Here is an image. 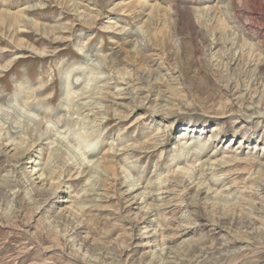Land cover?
Segmentation results:
<instances>
[{
    "label": "rangeland",
    "instance_id": "374dc122",
    "mask_svg": "<svg viewBox=\"0 0 264 264\" xmlns=\"http://www.w3.org/2000/svg\"><path fill=\"white\" fill-rule=\"evenodd\" d=\"M167 3L179 11L167 14ZM27 5L36 27L17 31L11 12ZM9 60L0 70L3 127L34 123L23 93L13 97L19 86L51 118L80 107L76 79L105 99L60 126L65 138L54 144L66 163L53 180L33 170L30 159L47 156L39 144L25 153L2 141L0 264H264V0H0V66ZM84 135L96 157L112 159L106 175L89 179L100 189L88 197L87 176L73 178L90 151L67 145ZM234 153L237 161L205 169ZM122 170L139 189L127 190ZM156 175L162 188L141 202Z\"/></svg>",
    "mask_w": 264,
    "mask_h": 264
},
{
    "label": "bare ground",
    "instance_id": "6f19581e",
    "mask_svg": "<svg viewBox=\"0 0 264 264\" xmlns=\"http://www.w3.org/2000/svg\"><path fill=\"white\" fill-rule=\"evenodd\" d=\"M139 2H137V4H138ZM141 3H143V2H141ZM141 3H139V4H141ZM141 5H143V4H141ZM153 5H155V4H153ZM33 7V5L32 6H30V5H27V6H24V7H21V8H18V10H16L15 12H11V15H12V17L14 18V19H16V20H18L19 22L18 23H15V24H17L16 25V30L18 29L19 31H21V30H23V28L22 27H24L25 26V23H27V22H30L32 25H34L35 27H36V22H34V20H31V19H29L28 17H27V15H26V11L28 10V9H30V8H32ZM166 7V11H168L167 12V14L168 13H173V12H175V11H179L178 10V8H177V6L176 5H173V4H168L167 3V5L165 6ZM185 8V7H184ZM208 8H210V7H208ZM153 9H154V6H153ZM175 10V11H174ZM178 14H179V12H177ZM150 14H152V13H150ZM180 15V14H179ZM172 16H170V18H171ZM36 23V24H35ZM109 23V22H108ZM42 27H44V25L42 26ZM20 28V29H19ZM36 29V28H35ZM52 29V28H51ZM54 29V28H53ZM56 29V28H55ZM142 29V28H141ZM17 30V31H18ZM47 30V29H46ZM57 30V29H56ZM120 30H122V31H125L124 30V27H122ZM53 32V31H52ZM130 36H137L136 35V33L135 32H129L128 33ZM133 34V35H132ZM102 56V55H101ZM17 57H19V55L18 56H16V57H14V59H16ZM20 58V57H19ZM103 58H106V56H103ZM12 61L13 60H9L3 67H1L0 66V70H2V71H5V70H7V68L9 67V65H11L12 64ZM102 63V62H101ZM14 65V64H13ZM103 66H104V64H103ZM6 67V68H5ZM115 67V66H114ZM111 70H112V66H110L109 67ZM108 68V69H109ZM113 71V70H112ZM115 73V72H114ZM109 76V75H108ZM115 76V75H114ZM129 76V75H128ZM103 77V76H102ZM125 77H127L126 76V72H125V75H122L119 79V83H123L124 82V78ZM118 79V78H117ZM78 80L76 79V81L74 82V80H73V82L74 83H72L71 82V84H72V87L71 88H77L76 90H74L73 92H72V94H75L76 95V97H79V98H77L78 100H77V102H78V104L80 105V107H77L75 110L73 109L72 110V107H71V109L69 110V111H67V112H71V114L69 115V113L67 114V116L66 115H63L62 116V118H60V114H58V116L56 115L55 116V118H51V116H53V114L52 115H50V113L48 112L47 113V110H49V107H46V108H43V107H38L35 103H32V101H34L33 100V96L31 95V93H30V90L29 89H26L25 90V88H26V86H19L18 87V91L16 92V93H14V95H13V97L15 98H18L19 97V95H20V93H23L22 94V96H23V98L21 99V98H18L21 102V105H22V103H23V105L24 104H29L30 106L27 108L28 110H30V109H32V110H34L35 112H36V114L34 115V114H31V113H29L28 111L27 112H25V115H24V117H29V119L30 120H32L34 123H33V125H23V126H21L20 127V125H18L19 127H20V130H21V133L22 132H25V135H27V136H25V138L22 136V137H20L19 136V138H18V136H16L17 135V133L19 132V130H16V128H18L19 129V127L18 126H14L13 125V123H9L8 125H6L5 127H3V125L2 124H0V131H3V129H5L4 130V132H2V134L4 135L3 137H2V135H1V139H0V145H2L4 142H2V141H5V144H3V145H5V146H7V147H10V146H18V147H21V149H22V151L23 152H25V153H27V152H32L33 150H32V146L33 145H40L39 146V148L41 149H39L41 152H45V151H47V153H46V159L42 162V161H40V158H38L36 161H35V159L34 160H31L30 159V161H32L31 163H34L33 164V170H35L36 171V174L38 173V177L40 178V177H43L44 176V178H47V180H53V175H54V173L56 172V168H58L59 167V165H60V169H61V167L63 166V165H65V163L62 161V159L60 158L61 157V153H62V149H61V147L60 146H57V144H54L55 142H57V140L59 139V137H61L60 135V133H62V131L60 130L61 128H60V126H62V125H64V128L66 127V126H70L71 124H72V122H74L76 119H78L77 118V116L75 117V118H73L72 117V115H74V114H77L78 116H80V118H79V120L81 119H84V118H86L88 115H93V113H94V111H95V109L97 108V105H98V107L100 106V107H102L103 105H101V100L102 99H105V98H103V94H102V89H100V91H94L93 89H90V90H85L84 89V87H79L80 86V84L81 83H78L77 82ZM68 82V81H67ZM80 82V81H79ZM68 83H70V82H68ZM42 85L40 84V85H38L36 88H33L32 89V92L33 93H35L37 90H41L42 89V87H41ZM102 87H103V85H102ZM129 87H130V85H129ZM104 88V87H103ZM70 89V88H69ZM119 90H121L120 88H119ZM87 93H89L88 95H87ZM38 94V93H37ZM118 94H121V93H118ZM124 94V93H123ZM34 95V94H33ZM12 97V98H13ZM15 98V99H16ZM87 98H89L90 100L89 101H87V102H84V103H82V102H79L80 100H84V99H87ZM37 100L38 101H44V100H46V98H37ZM10 102V101H9ZM32 103V104H31ZM65 103V102H64ZM63 103V104H64ZM100 104V105H99ZM17 107V106H16ZM27 107V106H26ZM74 107V106H73ZM105 107V106H104ZM69 108V107H68ZM25 109V108H24ZM72 110V111H71ZM262 110V109H261ZM0 111H4V108H2V106H0ZM38 111H40V113L38 112ZM100 111V110H99ZM98 111V112H99ZM253 111V110H252ZM264 111V110H263ZM263 111H261V112H257V114H260L261 116H264V112ZM9 113H10V111H8ZM24 112V111H23ZM84 112H86L85 114H84ZM97 112V111H96ZM23 114V113H22ZM251 114V113H250ZM27 115V116H26ZM95 115V114H94ZM66 116V117H65ZM99 117H100V119H104L105 118V116H104V114H102V115H99ZM98 117V118H99ZM28 119V120H29ZM51 119H54V120H51ZM75 119V120H74ZM74 120V121H73ZM31 121V122H32ZM100 121H102V120H100ZM53 122V123H52ZM71 124H70V123ZM27 124V123H26ZM81 124V123H80ZM96 125H98V124H96ZM190 126V125H189ZM15 130H14V129ZM60 128V129H59ZM215 131V130H214ZM189 132H191V130L189 129ZM64 134V133H63ZM189 134V133H188ZM54 136H55V138H54ZM80 137V136H79ZM78 137V138H79ZM99 137V136H98ZM16 138H18V141L16 142H14V140L16 139ZM61 138H65L64 136L63 137H61ZM73 137H71V139H69V141H67V142H69V143H67V145H69V146H71V142H75V143H77L78 144V146H80L79 144H83L87 149L86 150H88V151H90V153L88 154L89 156L88 157H82L81 156V158L79 159V161L76 163L77 165H78V167H77V169H76V171L74 172V174L76 175L73 179H78V177H81L83 174L84 175H86L87 176V178H85V181H86V185L85 186H88V187H83V194L84 195H86V197H88V196H90V195H92V194H97L96 192V190H99L100 189V187H99V185H98V187H97V185H93L92 183H90L89 184V179L91 178V177H93V174L94 173H97L98 175H106V173H107V171L109 170V167L108 166H106L107 165V163L108 164H110V163H112V159H110V160H102V157L101 156H98V157H96V155H97V153H99V151H97V148L95 149V146H94V144H90V143H87V142H89L88 140H87V138H85V135H84V137L83 138H80V139H78L77 138V136H76V138L74 139H72ZM85 138V139H84ZM214 138H216V135L215 136H211L210 137V139H212V141H214L215 142V140L216 139H214ZM208 139V138H207ZM77 140V141H76ZM208 140H205V141H203L202 143H198L197 142V147L198 148H200V149H204L203 147H204V145H206L208 142H207ZM95 143L96 142H98L97 140L96 141H94ZM196 141H190L189 143H187V141H185V142H182V144L183 145H186V144H194ZM211 143V141L209 142V144ZM63 144V143H62ZM208 144V145H209ZM61 145V144H60ZM96 145V144H95ZM195 145V144H194ZM42 146H44L43 147V149L41 148ZM94 148H93V147ZM126 146V145H125ZM128 146V145H127ZM126 146V147H127ZM185 147H187V145L185 146ZM237 147H239V146H237ZM98 148H99V146H98ZM12 149V148H11ZM110 149H111V153H113L112 155L113 156H115L117 153V151L118 150H120V149H118L117 147H114L113 145L110 147ZM38 150V151H39ZM79 150V149H78ZM123 150V149H122ZM186 152V151H185ZM188 152V151H187ZM213 152V151H212ZM118 155V154H117ZM186 155V154H185ZM183 156L182 158H185L186 156ZM84 156V155H83ZM232 157H229V156H222V158L223 159H220L219 158V160H214L213 159V161H210V159H208L207 160V165L208 164H210V167H208V168H206L205 167V169H211V166L214 164V165H218V166H221V165H227V163L229 162V161H237V154H233V155H231ZM96 157V158H95ZM16 162H18V161H16ZM63 163V164H62ZM205 164V163H204ZM204 164H203V166H204ZM69 165V164H68ZM75 165V164H74ZM129 168V167H128ZM189 168H191V172H192V170H196V168L194 169V167L193 166H189ZM125 169V168H124ZM123 171V174H124V176H123V179H124V182L123 183H126V184H124V186H126L127 187V190H131V191H133V190H136V189H139L140 187H139V185H140V183L139 184H137V179H133L132 177L131 178H129V176H128V174L127 173H125V171L124 170H122ZM154 172V171H153ZM213 173V172H212ZM35 174V173H34ZM200 175H202L203 176V173H201ZM202 176H197V177H195L194 179H193V181L194 180H197V182H196V185H197V188H199V189H203V188H205L206 186H207V181L204 179L205 177H202ZM156 177H157V175H156ZM156 177L154 178L155 180H148L149 181V184L151 185V187L153 188V190L150 192V191H147V192H140V195H139V198H141V202H144L150 195L151 196H153L154 194H153V191L155 190H160L161 188H162V185H160L161 184V182H162V179H160V178H158L157 177V179H156ZM166 178V177H165ZM98 179V178H97ZM219 179H222V178H218V177H216V178H214V181H212V183H216ZM157 180H159V181H157ZM207 183H206V182ZM91 182V181H90ZM11 181L10 180H6V186H11ZM100 183V182H99ZM206 183V184H205ZM210 184V183H209ZM29 185H30V183H29ZM215 186V185H214ZM223 186V185H222ZM147 187H149V186H147ZM150 187V188H151ZM207 188V191H209L210 190V186L209 187H206ZM263 187H261V189H262ZM0 189H1V187H0ZM226 189H228V188H223L222 190H219V192H218V190H216V188H215V190H212V192L211 193H218V194H220V195H223L220 191H224V190H226ZM264 191V190H263ZM4 192V191H3ZM166 192V191H165ZM165 192H159V193H165ZM262 192V191H261ZM1 194V193H0ZM156 195H157V193H155ZM99 195V194H98ZM136 196V195H135ZM3 197V196H2ZM225 197V196H224ZM227 197V196H226ZM154 199H157V198H154ZM221 199V198H220ZM95 200V199H94ZM86 201V200H85ZM74 204H76V206L74 205ZM73 204V206H75V207H79V204L78 203H74ZM149 205V204H148ZM147 208V212L148 213H152L154 210H156V208H155V206L154 205H150V206H148V207H146ZM3 210V209H2ZM157 221V220H156ZM53 222H55L54 220H53ZM229 224V223H228ZM244 224V223H243ZM199 225V224H198ZM246 226V225H245ZM87 248V247H86ZM246 248V247H245ZM248 248V247H247ZM263 248H264V246H263ZM210 251V250H209ZM85 252H88V251H86L85 250ZM232 252V251H231ZM251 252H254V250H251V251H249V253H251ZM110 254V253H109ZM160 254H162V252L160 253ZM204 255V254H203ZM231 256V255H230ZM96 258V257H95Z\"/></svg>",
    "mask_w": 264,
    "mask_h": 264
}]
</instances>
